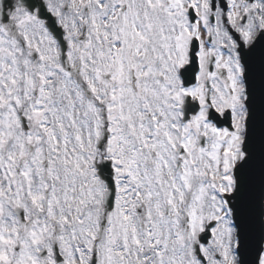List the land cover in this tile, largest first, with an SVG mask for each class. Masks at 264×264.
I'll list each match as a JSON object with an SVG mask.
<instances>
[{"label":"snow or ice","instance_id":"snow-or-ice-1","mask_svg":"<svg viewBox=\"0 0 264 264\" xmlns=\"http://www.w3.org/2000/svg\"><path fill=\"white\" fill-rule=\"evenodd\" d=\"M0 264H264V0H0Z\"/></svg>","mask_w":264,"mask_h":264}]
</instances>
